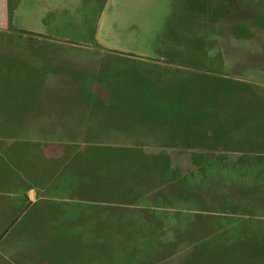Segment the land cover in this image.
<instances>
[{"label":"rangeland","instance_id":"obj_1","mask_svg":"<svg viewBox=\"0 0 264 264\" xmlns=\"http://www.w3.org/2000/svg\"><path fill=\"white\" fill-rule=\"evenodd\" d=\"M16 1L0 223L19 262L264 264V0Z\"/></svg>","mask_w":264,"mask_h":264},{"label":"crops","instance_id":"obj_2","mask_svg":"<svg viewBox=\"0 0 264 264\" xmlns=\"http://www.w3.org/2000/svg\"><path fill=\"white\" fill-rule=\"evenodd\" d=\"M17 3L20 1L17 0ZM15 6V8H14ZM17 5H13L11 0H0V30H6L11 23H13L14 14L17 11ZM13 7V8H12ZM15 9V10H14ZM29 194L25 195L20 201L16 202V206L23 207L26 202L29 204L36 201V195L32 189H28ZM31 193L33 196H31ZM2 201H6L2 198ZM0 200V206H3V202ZM14 203V202H13ZM10 205L12 203L10 202ZM22 209V208H21ZM20 209V210H21ZM19 210V211H20ZM15 217L9 219L5 224L0 223V264H23L19 262L16 257L17 243L13 242L12 244L4 243L7 237V234L11 231L14 226ZM13 250V251H11Z\"/></svg>","mask_w":264,"mask_h":264},{"label":"trees","instance_id":"obj_3","mask_svg":"<svg viewBox=\"0 0 264 264\" xmlns=\"http://www.w3.org/2000/svg\"><path fill=\"white\" fill-rule=\"evenodd\" d=\"M13 21V20H12Z\"/></svg>","mask_w":264,"mask_h":264},{"label":"water","instance_id":"obj_4","mask_svg":"<svg viewBox=\"0 0 264 264\" xmlns=\"http://www.w3.org/2000/svg\"><path fill=\"white\" fill-rule=\"evenodd\" d=\"M106 15V14H105Z\"/></svg>","mask_w":264,"mask_h":264}]
</instances>
